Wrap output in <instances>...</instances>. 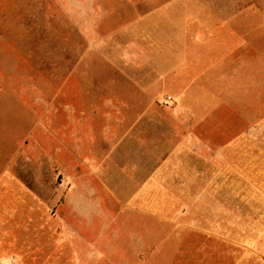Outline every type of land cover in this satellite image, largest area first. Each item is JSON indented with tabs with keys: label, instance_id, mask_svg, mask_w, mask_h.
<instances>
[{
	"label": "crops",
	"instance_id": "0c3cea01",
	"mask_svg": "<svg viewBox=\"0 0 264 264\" xmlns=\"http://www.w3.org/2000/svg\"><path fill=\"white\" fill-rule=\"evenodd\" d=\"M100 1L61 0L59 5L67 32L75 29L77 47L75 56L63 57L74 64L62 65L58 111L50 106L44 113L47 126L59 125L60 169L70 183L60 213L70 207L78 217L84 213L80 207L102 201L120 205L119 212L153 220L146 231L141 227L145 233L163 235L170 222V240L188 231L181 221L197 219L188 211L202 195L210 222L229 219L217 190L238 189V182L201 181L195 174L229 172L227 164L212 165V159L228 157L231 144L215 143L238 142L255 128L250 139H259L261 23L240 19L241 6L213 0H115L124 3L117 12ZM167 97L172 100L165 106ZM95 142L107 147L102 160L91 164ZM44 149L46 155L56 153L53 141L45 140ZM83 152L84 168L73 161ZM19 182L18 176H5L0 165V222L5 189L14 190ZM238 218L242 213L231 214V220ZM213 225L207 235L221 237ZM152 236H147V252L158 248Z\"/></svg>",
	"mask_w": 264,
	"mask_h": 264
},
{
	"label": "rangeland",
	"instance_id": "374dc122",
	"mask_svg": "<svg viewBox=\"0 0 264 264\" xmlns=\"http://www.w3.org/2000/svg\"><path fill=\"white\" fill-rule=\"evenodd\" d=\"M60 1L0 0V165L5 176L12 174L20 181L14 190L5 189L4 193L0 264H264V121L259 139H250L255 128L238 142L215 143L231 144L228 157L212 159V165L227 164V174H195L201 181L238 182V189L217 190L222 193L221 202L227 204V220H208L203 195L188 211L197 219L181 221L189 229L184 234L179 231L172 240L170 222H165L163 235L152 230L145 233L146 224L153 220L138 212H119L120 205L103 201L85 205L78 217L70 207L60 213L70 183L60 169L59 125L47 126L44 113L50 106L57 107L50 111H58L62 65L69 69V64H74L73 59L63 57L68 53L75 56L77 49L75 29L67 32L61 21ZM213 3L241 6L240 19L258 20L264 32V0ZM120 4L100 1L106 10L112 7L116 12ZM45 140L56 145L52 156L45 154ZM106 147L94 143L91 164L102 160ZM84 155L73 158L82 168L86 167ZM201 160L197 158L200 166ZM179 175L183 179L193 176L167 174L170 179ZM197 191L203 194L205 190ZM236 212L242 213L243 219L231 220ZM213 224L222 230L221 237L207 235ZM147 236L158 243L156 252H147Z\"/></svg>",
	"mask_w": 264,
	"mask_h": 264
},
{
	"label": "built area",
	"instance_id": "2783aa9c",
	"mask_svg": "<svg viewBox=\"0 0 264 264\" xmlns=\"http://www.w3.org/2000/svg\"><path fill=\"white\" fill-rule=\"evenodd\" d=\"M171 100H172V98H171V97H168L167 100L163 102V104H164L165 106H167L168 103H169V101H171Z\"/></svg>",
	"mask_w": 264,
	"mask_h": 264
}]
</instances>
